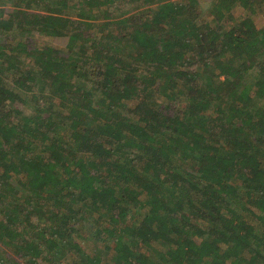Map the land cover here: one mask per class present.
Segmentation results:
<instances>
[{
    "label": "trees",
    "instance_id": "1",
    "mask_svg": "<svg viewBox=\"0 0 264 264\" xmlns=\"http://www.w3.org/2000/svg\"><path fill=\"white\" fill-rule=\"evenodd\" d=\"M203 4L0 0V264H264V0Z\"/></svg>",
    "mask_w": 264,
    "mask_h": 264
},
{
    "label": "rangeland",
    "instance_id": "2",
    "mask_svg": "<svg viewBox=\"0 0 264 264\" xmlns=\"http://www.w3.org/2000/svg\"><path fill=\"white\" fill-rule=\"evenodd\" d=\"M203 1H204V4H203V5L205 6V8L208 6V4H210V3L212 2V0H203ZM239 12H240V11H235V12H234L236 17L241 16V15L239 14ZM240 13H242V12H240ZM256 17H257V18H256V24H257L258 28H262V27L264 26V15H263L262 13H258ZM45 42H47V43H48V42L51 43V41L48 40V39H42V40H41V43H42V44L45 43Z\"/></svg>",
    "mask_w": 264,
    "mask_h": 264
}]
</instances>
